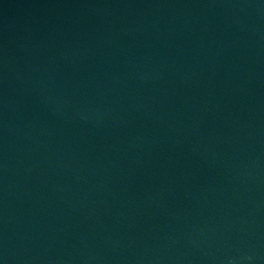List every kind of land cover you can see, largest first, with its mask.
Masks as SVG:
<instances>
[{
    "label": "water",
    "instance_id": "obj_1",
    "mask_svg": "<svg viewBox=\"0 0 264 264\" xmlns=\"http://www.w3.org/2000/svg\"><path fill=\"white\" fill-rule=\"evenodd\" d=\"M0 264H264V0H0Z\"/></svg>",
    "mask_w": 264,
    "mask_h": 264
}]
</instances>
